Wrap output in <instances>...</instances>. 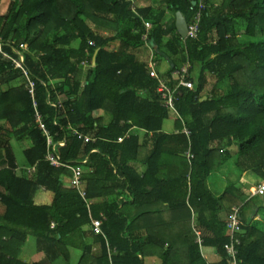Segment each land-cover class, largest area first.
Segmentation results:
<instances>
[{
	"label": "trees",
	"instance_id": "16d2710c",
	"mask_svg": "<svg viewBox=\"0 0 264 264\" xmlns=\"http://www.w3.org/2000/svg\"><path fill=\"white\" fill-rule=\"evenodd\" d=\"M136 1L0 0V35L28 45L37 103L21 72L0 61V264H44L21 261L30 237L66 264L72 249L81 251L77 264H229L233 207L241 208V264H264V228L253 223L264 197L252 196L264 182V0H160L161 9L135 11ZM167 11L188 24L199 12L197 37L183 40L175 20L165 24ZM145 22L154 59L170 64L165 74L157 64L160 77L189 68L194 86L179 88V115L163 106L158 81L135 54ZM48 137L64 164L82 168L85 198L65 186L70 168L46 160ZM13 141L26 159L21 170ZM226 145L238 148L240 174L216 196L209 178L230 159ZM42 188L54 194L51 205L35 204ZM92 219L103 220L106 240L94 235Z\"/></svg>",
	"mask_w": 264,
	"mask_h": 264
},
{
	"label": "built area",
	"instance_id": "2783aa9c",
	"mask_svg": "<svg viewBox=\"0 0 264 264\" xmlns=\"http://www.w3.org/2000/svg\"><path fill=\"white\" fill-rule=\"evenodd\" d=\"M192 1V0H190ZM200 8H202V4H200ZM200 13L198 12L196 16L194 17L193 21L188 24V35L187 39H195L200 31L199 29V23H200ZM145 28L147 30V33L144 34L142 37L143 41L145 42V45L151 47L152 45L149 43V37H148V30L151 28V23L145 22ZM90 46H94V42L91 41ZM6 48H9L11 52L7 51ZM28 49L27 44H20L18 48L15 45V42L13 41H7L4 40L3 37L0 35V61H6L10 62L11 65L15 70H19L25 80V85L28 90V93L30 94L34 107L37 108V103L35 100L36 95V89H35V82L31 78V74L29 69L26 66V58L25 53ZM148 70L151 78H154L158 81V88L157 92L160 95L163 106L166 108L171 109L175 114L179 115L175 110V102L178 100L177 94L179 91V88L185 87L188 89L193 88V82L189 79L190 73L189 68L187 65H184L179 70H175L172 72L171 78L165 79L160 77L158 71H157V62L155 61L154 57L152 56L150 60L148 61ZM86 65V64H84ZM171 80H176L178 83L172 86ZM58 107H63L62 101L58 102ZM36 119L39 122L40 129L47 135V129L45 124L42 121L41 115L38 111H36L35 115ZM183 132L190 136V132L187 129H184ZM76 135H78L79 139H83L85 143L91 142V137L84 136L82 134H79L75 132ZM48 153L46 155V160L54 167H67L70 168L73 172L72 177L66 178V185H68L69 188L77 190L80 195L85 198L86 197V184L83 180V171L81 167H71L67 164H64L60 160L59 154L55 151V146H53V142L50 137H48ZM64 144H61L63 146ZM53 146V147H52ZM189 157L192 158V155L189 154ZM28 172H34V168H27ZM68 182V183H67ZM253 196H261L264 197V183L260 185L256 190L253 191ZM88 206H90L91 202L87 201ZM104 219V217H103ZM102 219H92L91 222V229L94 233V235L102 236L105 240L106 237L102 231ZM242 220H241V208L240 207H233L231 213L229 214L228 220L226 222V229L229 236V244L226 245L225 251L227 254V259L229 264H241V260L239 259V247L241 246V236H243V229H242ZM197 240L196 242L200 246L201 250L203 249V237L202 232L199 230H195ZM108 250L111 253H116V250L110 249L108 245Z\"/></svg>",
	"mask_w": 264,
	"mask_h": 264
},
{
	"label": "crops",
	"instance_id": "0c3cea01",
	"mask_svg": "<svg viewBox=\"0 0 264 264\" xmlns=\"http://www.w3.org/2000/svg\"><path fill=\"white\" fill-rule=\"evenodd\" d=\"M159 2H160V0H138V1L134 2V10L136 11L140 8H144V7H148V6H153L154 9H161V4ZM174 20L176 21V15H173L171 11H167V15L165 18V24L171 26V24ZM77 46L78 45H75V47H77ZM119 46H120V42L115 41L113 43V50L118 49ZM151 48L153 49V46L149 47V46L144 44L141 48L136 50L135 54H136L137 58L141 62H147L148 63L150 58L153 56V52H152ZM155 61L159 65V69H160V72L162 74H165L169 70L170 64L168 61L159 62L158 58ZM164 129H165V131L170 132L169 126L167 127V124L164 126ZM226 147H227V150L231 151L230 159L227 162H225L221 166L220 169L213 172L209 178V187L216 196H221L225 192V190L227 189L229 184L237 183V180H238L239 174H240V171H239L238 166L236 164L237 158H238V148L235 145H233V146L226 145ZM233 166H235L236 172L232 171ZM23 167H24V165L23 166L19 165L20 170ZM253 177H255V176H253ZM64 181H65L64 182L65 186H68V185H66V178ZM263 183L264 182H262V184ZM236 188H238V189L240 188L239 183H238V185H236ZM252 196H253V194H252ZM259 197H261V196H259ZM53 199H54V194L52 192L47 191L46 189L42 188L38 192V194L35 198V204L38 206L51 205L53 202ZM4 211H5L4 207L0 204V213L2 214V213H4ZM249 213H251V211H249L248 214ZM255 222L258 224L259 228H261V229L264 228V226L262 227V223L264 224V212H261L257 217L254 218L253 223H255ZM31 242H32V244H31L30 248L25 247L22 254H21L20 259L23 263L44 262V264H66V262L64 260H62L61 258H56V259L48 258L44 252H41L38 250L36 240L31 241ZM73 250H75V249H72V251ZM94 251L98 252L99 247L95 246ZM208 251H209L208 249L205 250L204 256L209 261V263L216 261L217 260L216 253L213 250H211V251H213V253H210ZM71 256H72V254H71ZM152 261L154 264V261H158V260L152 259ZM71 264H77V261L72 262V257H71Z\"/></svg>",
	"mask_w": 264,
	"mask_h": 264
},
{
	"label": "rangeland",
	"instance_id": "374dc122",
	"mask_svg": "<svg viewBox=\"0 0 264 264\" xmlns=\"http://www.w3.org/2000/svg\"><path fill=\"white\" fill-rule=\"evenodd\" d=\"M1 6H2V12H3L4 9H5V6H7V3L2 2V5ZM151 50L153 52V57L155 58L154 51H153L152 48H151ZM212 83H213V81H211V84ZM103 116H104V118H106V117L108 118V115L106 113ZM166 124H167V127L169 126V130H171L172 129V126H173V120L167 121ZM12 143H13L12 145H13V148H14V151H15V155H16L18 164L20 166L25 165L26 164V159H25V156H24L22 150L20 149V147L17 145V143L15 141H13ZM232 171L233 172H236L235 166L232 167ZM262 182L263 181H261V180L259 181V183H260L259 186L262 184ZM263 226H264V224L262 223V227ZM31 241H35V239L32 238V237H30V239L28 240V243L26 244L25 247L30 248V246L32 244ZM208 252L213 253V251H211V250H209ZM71 254H72V256H71L72 257V262H76L77 261V263H78V260L80 259V256H81V251L76 250V249L73 250V251L71 250ZM144 264H153V261L150 258H146ZM154 264H160V262L159 261H154Z\"/></svg>",
	"mask_w": 264,
	"mask_h": 264
},
{
	"label": "water",
	"instance_id": "95a60500",
	"mask_svg": "<svg viewBox=\"0 0 264 264\" xmlns=\"http://www.w3.org/2000/svg\"><path fill=\"white\" fill-rule=\"evenodd\" d=\"M176 29L178 34L181 36L183 40L187 39L188 35V22L185 18V16L181 12L176 13V21H175ZM96 63V54L93 58V64ZM206 99V98H204Z\"/></svg>",
	"mask_w": 264,
	"mask_h": 264
}]
</instances>
